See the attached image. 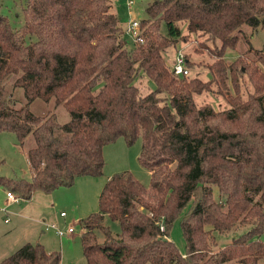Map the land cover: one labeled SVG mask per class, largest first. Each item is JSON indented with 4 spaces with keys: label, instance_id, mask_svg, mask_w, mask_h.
<instances>
[{
    "label": "trees",
    "instance_id": "16d2710c",
    "mask_svg": "<svg viewBox=\"0 0 264 264\" xmlns=\"http://www.w3.org/2000/svg\"><path fill=\"white\" fill-rule=\"evenodd\" d=\"M146 11L144 41L131 47L110 0H24L19 28L0 12V131L21 144L32 138L25 149L31 176L0 175V184L23 199L69 186L102 173L104 144L119 136L131 144L142 134L139 158L151 185L129 170L105 182L99 210L82 218L83 264H264V49L243 28L264 29V0H152ZM193 33L215 57L207 79L175 73V57L167 58ZM242 38L251 56L227 63ZM226 75L234 92L219 89L223 101L196 98ZM242 76L253 87L247 95ZM17 87L24 103L13 95ZM36 98L62 104L69 119L32 111ZM105 217L118 221V233ZM178 218L186 252L171 238ZM244 227L219 243V234ZM60 260V252L26 241L0 264Z\"/></svg>",
    "mask_w": 264,
    "mask_h": 264
},
{
    "label": "rangeland",
    "instance_id": "374dc122",
    "mask_svg": "<svg viewBox=\"0 0 264 264\" xmlns=\"http://www.w3.org/2000/svg\"><path fill=\"white\" fill-rule=\"evenodd\" d=\"M152 0H110L111 9L119 16L121 28L123 29V37L129 47L133 46L135 40L132 33L128 30L129 19H143L148 16L146 7ZM24 0H0V12L5 14L14 28H19L23 22ZM244 30L249 34L251 44L256 49H264V29L253 28L247 24L243 25ZM162 31L168 33V27L162 24ZM183 28V33H186ZM29 40V38H26ZM35 39V36H32ZM203 36L193 33L188 39H179L178 48L189 57V66L191 75H199L202 79L212 76L209 64H213L215 57L202 45L205 42ZM210 43V41H207ZM217 44L220 40L217 39ZM249 43L242 38L236 49L229 48L225 54V61L228 63L241 53L251 56ZM168 61L172 63L175 57V50L167 55ZM215 72V69L212 68ZM218 80L217 73L214 74ZM225 83L215 82L213 84L214 91L204 92L197 95L199 101L205 99L214 102L223 101V96L219 94V89L234 92L230 79L226 75ZM141 85L146 86V79H140ZM150 88H155L154 81L148 82ZM9 89V83L7 84ZM148 88V89H150ZM145 89V88H144ZM253 87L247 76L241 78V93L247 95L252 91ZM20 103L25 102L23 90L17 87L13 92ZM217 99V100H216ZM216 100V101H215ZM29 106L36 113H46L54 111L59 122L69 119V113L62 105H55L53 100H44L41 98L33 99ZM143 135L141 134L131 144H127L122 136L117 137L114 141L104 144L102 156L104 160L103 171L100 175H84L78 176L69 186H58L49 194L44 191L43 197H33L31 208H18L24 199L17 198L14 205L8 202L10 193L4 185L0 184V246L7 243L15 245L22 244L25 241L40 242L48 250H56L61 254V264H83L84 256L81 244L82 218L90 213L99 210V196L105 182L117 172L129 170L132 175L144 183L146 186L151 185V170L145 166L140 160V154L143 146ZM32 144V138L27 137L23 144L20 143L16 134L9 130L0 131V175L12 177H30V167L25 155V149ZM174 166V165H172ZM215 196L219 198V190L215 187ZM15 195V194H13ZM18 211V212H17ZM59 211H64L65 216H60ZM108 216V215H106ZM52 217V218H51ZM40 219V221H37ZM43 219V220H42ZM56 222L60 227L67 228L71 226L73 232L71 235L59 236L52 228L45 229L44 222ZM105 224L110 226L112 234L119 232L120 227L116 219L105 217ZM32 226V228H31ZM246 227L238 229L236 232L221 233L218 235L219 243H223L232 238L236 233H241ZM103 234H98V239L102 240ZM171 238L180 248L181 252H186V241L181 227L180 218L176 219L171 228ZM264 240V232L261 236ZM15 241V242H13ZM15 244H13V243ZM13 248L12 250H14ZM11 250V251H12ZM11 251H8V253Z\"/></svg>",
    "mask_w": 264,
    "mask_h": 264
},
{
    "label": "built area",
    "instance_id": "2783aa9c",
    "mask_svg": "<svg viewBox=\"0 0 264 264\" xmlns=\"http://www.w3.org/2000/svg\"><path fill=\"white\" fill-rule=\"evenodd\" d=\"M128 30L132 33L134 40L136 42H143L144 38L142 36V27H141V20L139 19H135V18H130L129 19V27ZM187 56L185 54V52H183L182 50H178L175 56V61L173 63V69L175 71V73L180 74V75H185L188 74L190 72V68L187 66ZM18 196L17 195H13L10 194L9 195V200H17ZM60 215H65L64 211H60ZM54 227L56 233L59 236H63V235H69L73 232V228L71 226L67 227V228H62L60 226H58L56 223H49L46 224L45 228L47 227ZM164 228V226H162ZM61 264V263H60Z\"/></svg>",
    "mask_w": 264,
    "mask_h": 264
},
{
    "label": "crops",
    "instance_id": "0c3cea01",
    "mask_svg": "<svg viewBox=\"0 0 264 264\" xmlns=\"http://www.w3.org/2000/svg\"><path fill=\"white\" fill-rule=\"evenodd\" d=\"M30 176H31V172H30ZM40 191H42V190H35L33 193H32V195H31V197L30 198H28V199H24V202L20 205V206H18V208H27V210H30V208H31V201H32V199H33V197H35V195L36 196H39V197H43L44 196V194H42V193H40ZM45 192V191H44ZM51 192V191H50ZM50 192H46L47 194H49ZM11 193V192H10ZM8 202L10 203V205H14L16 202H17V200H9L8 199ZM18 212V211H17ZM59 215H60V211H59ZM60 216H62V215H60ZM63 216H65V215H63ZM52 218V217H51ZM43 220V219H42ZM37 221H40V219H37ZM54 221H52V222H44V226H46V224H49V223H53ZM54 223H56V222H54ZM57 224V223H56ZM58 225V224H57ZM58 226H60V225H58ZM31 228H32V226H31ZM49 228H52V229H54L55 230V228L54 227H51V226H49V227H47V228H45V229H49ZM69 235H71V234H69ZM69 235H67V236H69ZM24 241H22L23 243L24 242H26L25 240L26 239H23ZM28 241V240H27ZM13 242H15V241H13ZM13 242H11V243H13ZM22 243V244H23ZM13 244H15V243H13ZM19 243H17V244H15V245H12V244H9V243H7V244H5V245H2V246H0V260L3 258V257H5L6 255H8L9 253H8V251H11L13 248H17V247H19L20 245H22V244H20V245H18ZM14 249V250H15ZM14 250H12V251H14ZM11 251V252H12ZM60 262H61V260H60Z\"/></svg>",
    "mask_w": 264,
    "mask_h": 264
}]
</instances>
